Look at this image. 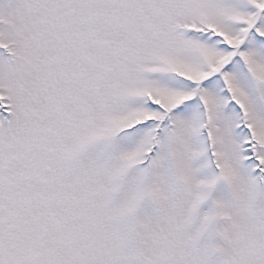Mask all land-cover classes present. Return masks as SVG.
Segmentation results:
<instances>
[{
	"label": "snow or ice",
	"instance_id": "1",
	"mask_svg": "<svg viewBox=\"0 0 264 264\" xmlns=\"http://www.w3.org/2000/svg\"><path fill=\"white\" fill-rule=\"evenodd\" d=\"M0 264H264V0H0Z\"/></svg>",
	"mask_w": 264,
	"mask_h": 264
}]
</instances>
